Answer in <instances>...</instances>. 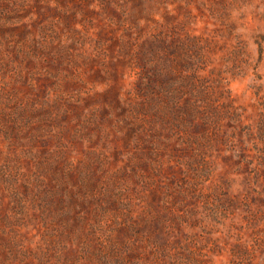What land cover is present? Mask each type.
I'll list each match as a JSON object with an SVG mask.
<instances>
[{
  "label": "rangeland",
  "instance_id": "rangeland-1",
  "mask_svg": "<svg viewBox=\"0 0 264 264\" xmlns=\"http://www.w3.org/2000/svg\"><path fill=\"white\" fill-rule=\"evenodd\" d=\"M0 264H264V0H0Z\"/></svg>",
  "mask_w": 264,
  "mask_h": 264
},
{
  "label": "trees",
  "instance_id": "trees-1",
  "mask_svg": "<svg viewBox=\"0 0 264 264\" xmlns=\"http://www.w3.org/2000/svg\"><path fill=\"white\" fill-rule=\"evenodd\" d=\"M260 53H261V51L259 50V55H260ZM166 54V53H165ZM166 58V55H164V60L163 59H159V60H161L162 62H164V61H166L167 63H169L171 60H167L168 59V57H167V59H165ZM172 63V62H171ZM155 72H153L154 74H156V76H157V74H158V78L160 77L159 76V73H160V69L159 68H157V67H155ZM155 76V77H156ZM157 78V79H158ZM157 81H159V79L157 80ZM151 83V82H150ZM147 86H148V88H146L149 92H151V91H155V92H157L156 94H160V95H164V94H170L171 95V93L172 92H174V89H173V87H172V84H171V82H168V81H160L159 82V85L157 86V88H152L151 86H150V84L149 83H147ZM165 98L167 97V96H164ZM168 98V97H167Z\"/></svg>",
  "mask_w": 264,
  "mask_h": 264
}]
</instances>
